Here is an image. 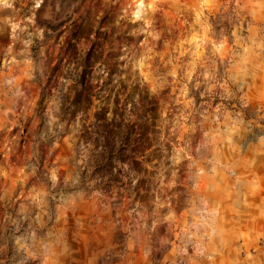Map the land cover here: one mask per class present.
Instances as JSON below:
<instances>
[{
  "label": "rangeland",
  "instance_id": "1",
  "mask_svg": "<svg viewBox=\"0 0 264 264\" xmlns=\"http://www.w3.org/2000/svg\"><path fill=\"white\" fill-rule=\"evenodd\" d=\"M0 264H264V0H0Z\"/></svg>",
  "mask_w": 264,
  "mask_h": 264
},
{
  "label": "trees",
  "instance_id": "2",
  "mask_svg": "<svg viewBox=\"0 0 264 264\" xmlns=\"http://www.w3.org/2000/svg\"><path fill=\"white\" fill-rule=\"evenodd\" d=\"M88 55H92V51H89ZM93 67L94 61L83 66L78 75L81 90L77 92L72 106L75 111L82 112V115L86 113L89 106H93L92 99L95 95L90 87L93 79ZM96 108L98 110L93 115L94 121L88 126L87 130H83L80 143L77 146L79 148L83 147L88 152V159L92 163L93 172L102 177L103 174L108 173L107 169L111 165H125L126 160L124 159H127L126 153L129 151L128 147L132 144L131 134L125 130L127 128L131 129L132 125L130 121L125 122L121 119L116 108L111 112V118H108L109 109L106 103L100 102ZM152 110L151 108L148 111Z\"/></svg>",
  "mask_w": 264,
  "mask_h": 264
}]
</instances>
